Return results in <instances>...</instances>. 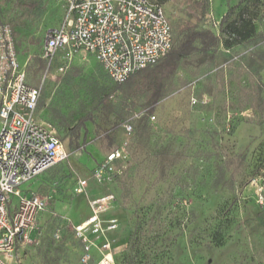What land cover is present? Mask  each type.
<instances>
[{"label":"rangeland","instance_id":"rangeland-1","mask_svg":"<svg viewBox=\"0 0 264 264\" xmlns=\"http://www.w3.org/2000/svg\"><path fill=\"white\" fill-rule=\"evenodd\" d=\"M173 28L191 18L187 0H157ZM200 26L231 40L229 24L252 19L247 41L220 46L214 57L186 56L168 81L150 118L148 137L126 133L150 108L144 96L128 98L122 116L119 90L98 58L61 50L52 64L42 57L47 30L63 25L68 0H0V21L9 22L20 69L41 87L38 119L54 127L70 152L23 190L48 197L38 214L33 241L20 246L10 264H84L73 226L91 214L90 200L107 192L94 170L108 152L125 147L126 181L116 183L110 213L116 264H264V0H209ZM232 8L228 21L222 17ZM82 68L77 77L67 73ZM56 108L64 116L49 114ZM144 111L140 118L133 112ZM91 117L85 128L70 131ZM138 124V123H137ZM115 143L109 145V136ZM78 178L88 193L73 192ZM14 204L18 196L12 195ZM114 235V237H113ZM99 260L95 253L91 264Z\"/></svg>","mask_w":264,"mask_h":264},{"label":"built area","instance_id":"built-area-1","mask_svg":"<svg viewBox=\"0 0 264 264\" xmlns=\"http://www.w3.org/2000/svg\"><path fill=\"white\" fill-rule=\"evenodd\" d=\"M172 47V24L157 0H68L63 25L45 34L42 57L52 64L61 50L72 56L86 51L98 58L114 82L122 83L156 64ZM18 54L12 25L0 21V264H10L16 250L33 241L38 214L48 204V197L23 190L22 185L70 156L58 131L38 119L42 90L20 69ZM133 113L132 119L146 112ZM124 129L128 134L134 132L130 119ZM129 158L125 147L116 148L94 170L107 192L91 199L92 214L73 226L82 242L84 264L94 260L95 249L99 260L94 264H116L115 239L109 234L118 229L119 220L109 211L117 198L116 183L127 179ZM87 188L88 180L78 178L73 192L88 193ZM257 191L264 204V182ZM12 195L18 196L17 204Z\"/></svg>","mask_w":264,"mask_h":264},{"label":"trees","instance_id":"trees-1","mask_svg":"<svg viewBox=\"0 0 264 264\" xmlns=\"http://www.w3.org/2000/svg\"><path fill=\"white\" fill-rule=\"evenodd\" d=\"M191 7V18L178 24L177 28L173 29V47L170 52L154 65L143 68L132 74L126 81L122 83L115 82V90L121 91L122 99L119 101V106L113 110L119 116H122L125 108H129L128 98H138L144 96L150 105L147 114H145L135 125L134 133L148 137V129L150 123V116L152 115L155 106L167 91V83L176 71L181 61L188 55L201 51L210 54L214 57L215 51L223 44L231 46L235 42H244L249 40L256 32L252 19L242 18L241 22L229 24V34L231 40L223 39L225 28H222L219 33H216L210 27L200 26L209 8V0H187ZM160 3V2H159ZM161 4V3H160ZM230 8L222 17L221 25H224L229 20L232 13ZM172 24V23H171ZM82 68L78 66L72 67L67 73L77 77L81 74ZM108 75V74H107ZM126 101V102H125ZM129 101V100H128ZM44 106L42 100L39 101V108ZM129 111V110H128ZM49 114H53L55 118L64 117L60 110L50 108ZM123 117V116H122ZM92 118L87 116L79 120L77 125L71 128L70 131H77L80 133L82 128H85L86 122ZM125 118L123 117L122 120ZM115 143V136H109V145L113 146Z\"/></svg>","mask_w":264,"mask_h":264},{"label":"crops","instance_id":"crops-1","mask_svg":"<svg viewBox=\"0 0 264 264\" xmlns=\"http://www.w3.org/2000/svg\"><path fill=\"white\" fill-rule=\"evenodd\" d=\"M40 100H41V99H40ZM106 155H107V154H106ZM106 155H104V156H106ZM76 181H77V180H76ZM75 183H76V182H75ZM109 213H110V212H109ZM109 215H111V214H109ZM34 230H35V229H34ZM34 230H33L32 234L34 233ZM113 232H114V231H113ZM111 234H112V232L109 234V237H111ZM113 237H114V235H113ZM111 238H112V237H111ZM94 252L97 253V250L95 249Z\"/></svg>","mask_w":264,"mask_h":264}]
</instances>
